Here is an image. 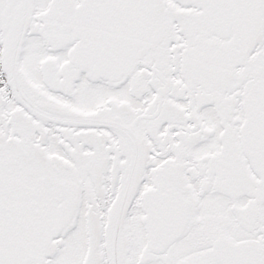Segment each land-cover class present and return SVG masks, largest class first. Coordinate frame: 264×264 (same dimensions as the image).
I'll use <instances>...</instances> for the list:
<instances>
[{"label":"snow or ice","instance_id":"6c2138e0","mask_svg":"<svg viewBox=\"0 0 264 264\" xmlns=\"http://www.w3.org/2000/svg\"><path fill=\"white\" fill-rule=\"evenodd\" d=\"M0 264H264V0H0Z\"/></svg>","mask_w":264,"mask_h":264}]
</instances>
